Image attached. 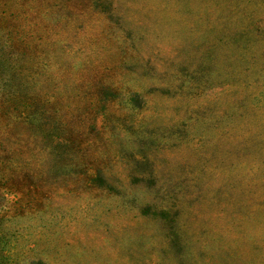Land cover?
<instances>
[{
	"label": "rangeland",
	"instance_id": "rangeland-1",
	"mask_svg": "<svg viewBox=\"0 0 264 264\" xmlns=\"http://www.w3.org/2000/svg\"><path fill=\"white\" fill-rule=\"evenodd\" d=\"M49 1L37 89L74 153L1 134L12 264H264V0Z\"/></svg>",
	"mask_w": 264,
	"mask_h": 264
},
{
	"label": "trees",
	"instance_id": "trees-1",
	"mask_svg": "<svg viewBox=\"0 0 264 264\" xmlns=\"http://www.w3.org/2000/svg\"><path fill=\"white\" fill-rule=\"evenodd\" d=\"M0 3V202L8 194L19 195L20 188L12 181L18 176L22 165L19 150L6 147L4 140L12 132L28 129L39 145L38 152L52 157L57 171L64 172L70 162L73 140L68 137V123L63 117H54L51 100L39 98V77L34 39L29 25L34 23L32 15L47 16L53 13L54 4L41 0L39 6H30L24 0H1ZM93 9L110 13L106 0H89ZM32 4V2H30ZM109 9V10H107ZM37 23V22H36ZM38 24V23H37ZM39 25V24H38ZM35 34V32H34ZM33 40V41H32ZM57 102L56 98L54 99ZM54 111V110H53ZM6 136L5 139L1 134ZM41 157V155H40ZM26 162V161H25ZM29 177V176H26ZM28 179V178H27ZM99 177H91L89 184L96 185ZM33 185L29 186V190ZM4 195V197H3ZM4 206H0V213ZM5 219L0 214V264H12L11 239L4 227ZM30 264H47L42 260Z\"/></svg>",
	"mask_w": 264,
	"mask_h": 264
}]
</instances>
